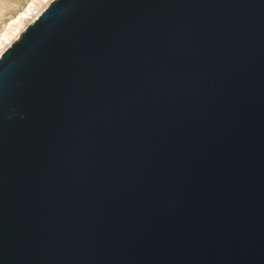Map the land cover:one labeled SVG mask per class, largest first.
<instances>
[{
	"label": "water",
	"instance_id": "95a60500",
	"mask_svg": "<svg viewBox=\"0 0 264 264\" xmlns=\"http://www.w3.org/2000/svg\"><path fill=\"white\" fill-rule=\"evenodd\" d=\"M0 264H264V0H53L0 58Z\"/></svg>",
	"mask_w": 264,
	"mask_h": 264
},
{
	"label": "bare ground",
	"instance_id": "6f19581e",
	"mask_svg": "<svg viewBox=\"0 0 264 264\" xmlns=\"http://www.w3.org/2000/svg\"><path fill=\"white\" fill-rule=\"evenodd\" d=\"M53 0H31L0 31V58L12 43L18 40L26 28L42 14Z\"/></svg>",
	"mask_w": 264,
	"mask_h": 264
},
{
	"label": "rangeland",
	"instance_id": "374dc122",
	"mask_svg": "<svg viewBox=\"0 0 264 264\" xmlns=\"http://www.w3.org/2000/svg\"><path fill=\"white\" fill-rule=\"evenodd\" d=\"M31 0H0V31L10 22ZM4 27V28H3Z\"/></svg>",
	"mask_w": 264,
	"mask_h": 264
}]
</instances>
